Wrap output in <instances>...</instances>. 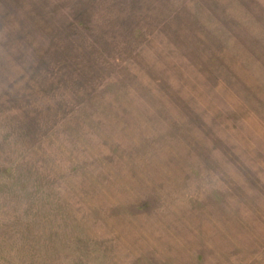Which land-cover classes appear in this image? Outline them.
Masks as SVG:
<instances>
[{
	"label": "rangeland",
	"instance_id": "obj_1",
	"mask_svg": "<svg viewBox=\"0 0 264 264\" xmlns=\"http://www.w3.org/2000/svg\"><path fill=\"white\" fill-rule=\"evenodd\" d=\"M0 264H264V0H0Z\"/></svg>",
	"mask_w": 264,
	"mask_h": 264
}]
</instances>
